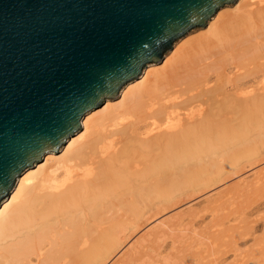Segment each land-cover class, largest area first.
Wrapping results in <instances>:
<instances>
[{
  "label": "bare ground",
  "instance_id": "bare-ground-1",
  "mask_svg": "<svg viewBox=\"0 0 264 264\" xmlns=\"http://www.w3.org/2000/svg\"><path fill=\"white\" fill-rule=\"evenodd\" d=\"M202 27L21 171L0 203V264H103L147 213L251 158L264 140V0H235Z\"/></svg>",
  "mask_w": 264,
  "mask_h": 264
},
{
  "label": "water",
  "instance_id": "water-1",
  "mask_svg": "<svg viewBox=\"0 0 264 264\" xmlns=\"http://www.w3.org/2000/svg\"><path fill=\"white\" fill-rule=\"evenodd\" d=\"M235 0H0V203L81 117Z\"/></svg>",
  "mask_w": 264,
  "mask_h": 264
},
{
  "label": "rangeland",
  "instance_id": "rangeland-1",
  "mask_svg": "<svg viewBox=\"0 0 264 264\" xmlns=\"http://www.w3.org/2000/svg\"><path fill=\"white\" fill-rule=\"evenodd\" d=\"M206 29L186 34L196 37ZM263 142L231 174L177 193L164 208L147 213L103 264H264Z\"/></svg>",
  "mask_w": 264,
  "mask_h": 264
}]
</instances>
